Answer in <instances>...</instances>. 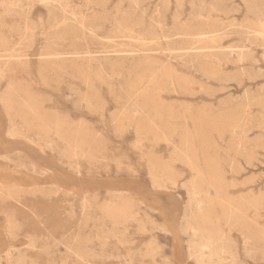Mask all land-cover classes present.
<instances>
[{"label": "rangeland", "instance_id": "1", "mask_svg": "<svg viewBox=\"0 0 264 264\" xmlns=\"http://www.w3.org/2000/svg\"><path fill=\"white\" fill-rule=\"evenodd\" d=\"M0 264H264V0H0Z\"/></svg>", "mask_w": 264, "mask_h": 264}, {"label": "bare ground", "instance_id": "2", "mask_svg": "<svg viewBox=\"0 0 264 264\" xmlns=\"http://www.w3.org/2000/svg\"><path fill=\"white\" fill-rule=\"evenodd\" d=\"M87 2H88V1H87ZM221 3H222V2H221ZM215 4H216V3H215ZM203 5H204V4H203ZM142 14H144V13H142ZM69 16H70V15H69ZM140 16H141V15H140ZM258 21H259V20H258ZM81 27H82V26H81ZM200 34H201V33H200ZM194 36H195V35H194ZM201 36H202V35H201ZM201 36H200V37H201ZM196 37H199V36L196 35ZM202 37H204V36H202ZM170 38H171V37H170ZM247 39H248V38H247ZM133 40H134V39H133ZM184 41H185V40H184ZM187 43H188V41H187ZM228 51H229V50H228ZM200 52H201V51H200ZM198 54H199V53H198ZM212 54H213V53H212ZM222 54H223V53H222ZM87 56H88V55H87ZM214 58H215V57H214ZM10 124H11V123H10Z\"/></svg>", "mask_w": 264, "mask_h": 264}]
</instances>
